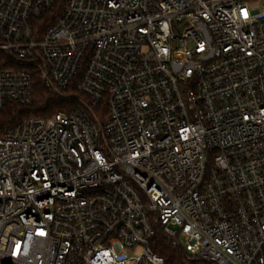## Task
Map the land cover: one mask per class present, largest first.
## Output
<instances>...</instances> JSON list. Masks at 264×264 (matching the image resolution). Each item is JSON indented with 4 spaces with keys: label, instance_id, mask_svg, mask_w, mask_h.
Wrapping results in <instances>:
<instances>
[{
    "label": "built area",
    "instance_id": "obj_1",
    "mask_svg": "<svg viewBox=\"0 0 264 264\" xmlns=\"http://www.w3.org/2000/svg\"><path fill=\"white\" fill-rule=\"evenodd\" d=\"M34 80L71 107L0 135V264H264V0H0V110Z\"/></svg>",
    "mask_w": 264,
    "mask_h": 264
},
{
    "label": "trees",
    "instance_id": "obj_2",
    "mask_svg": "<svg viewBox=\"0 0 264 264\" xmlns=\"http://www.w3.org/2000/svg\"><path fill=\"white\" fill-rule=\"evenodd\" d=\"M34 102L30 107H21L9 103L0 110V135L27 118L48 119L49 117L71 107L63 95L46 89L39 81L33 82ZM153 251L165 260V264H195L191 263L185 251L174 247L162 236H157L152 245Z\"/></svg>",
    "mask_w": 264,
    "mask_h": 264
},
{
    "label": "rangeland",
    "instance_id": "obj_3",
    "mask_svg": "<svg viewBox=\"0 0 264 264\" xmlns=\"http://www.w3.org/2000/svg\"><path fill=\"white\" fill-rule=\"evenodd\" d=\"M260 9H262L260 6H259Z\"/></svg>",
    "mask_w": 264,
    "mask_h": 264
}]
</instances>
